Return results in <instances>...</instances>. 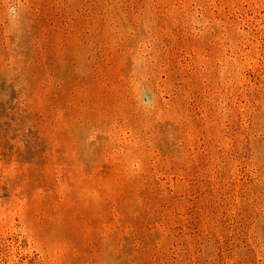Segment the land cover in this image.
I'll use <instances>...</instances> for the list:
<instances>
[{"label":"rangeland","instance_id":"rangeland-1","mask_svg":"<svg viewBox=\"0 0 264 264\" xmlns=\"http://www.w3.org/2000/svg\"><path fill=\"white\" fill-rule=\"evenodd\" d=\"M0 264H264V0H0Z\"/></svg>","mask_w":264,"mask_h":264}]
</instances>
